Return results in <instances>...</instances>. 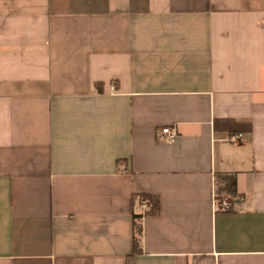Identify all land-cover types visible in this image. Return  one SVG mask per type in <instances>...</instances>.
Instances as JSON below:
<instances>
[{"label":"crops","instance_id":"0c3cea01","mask_svg":"<svg viewBox=\"0 0 264 264\" xmlns=\"http://www.w3.org/2000/svg\"><path fill=\"white\" fill-rule=\"evenodd\" d=\"M128 255L264 264V0H0V264Z\"/></svg>","mask_w":264,"mask_h":264},{"label":"built area","instance_id":"2783aa9c","mask_svg":"<svg viewBox=\"0 0 264 264\" xmlns=\"http://www.w3.org/2000/svg\"><path fill=\"white\" fill-rule=\"evenodd\" d=\"M156 137L159 140H163L166 143H173L176 137L175 131L171 128H161L157 130ZM226 141L229 143H236L242 141L241 134L230 135L226 138ZM235 200L234 196L228 194H219L216 191H213L211 195V208L215 212L228 211L233 207V202ZM142 207H146V204L141 202Z\"/></svg>","mask_w":264,"mask_h":264},{"label":"trees","instance_id":"16d2710c","mask_svg":"<svg viewBox=\"0 0 264 264\" xmlns=\"http://www.w3.org/2000/svg\"><path fill=\"white\" fill-rule=\"evenodd\" d=\"M230 187H231V182L228 180H225L224 185L222 187V190L224 189L227 191V190H229ZM135 197L137 198V201L139 204H141V202L144 201V203L146 204V207H145V209L142 210L141 213L133 215V219L139 220V218L143 214H150V215L157 214L158 209H159V204H158V198L156 195H154L152 193H139L137 195H134L133 199ZM139 234H140V227L138 224L134 223V221H133L132 238H131L132 254L138 253L140 251L139 238H138ZM131 257H132V255H128L126 257L125 264H132Z\"/></svg>","mask_w":264,"mask_h":264},{"label":"rangeland","instance_id":"374dc122","mask_svg":"<svg viewBox=\"0 0 264 264\" xmlns=\"http://www.w3.org/2000/svg\"><path fill=\"white\" fill-rule=\"evenodd\" d=\"M219 194H224L223 192L219 193Z\"/></svg>","mask_w":264,"mask_h":264}]
</instances>
